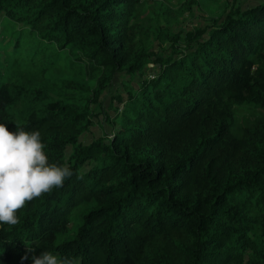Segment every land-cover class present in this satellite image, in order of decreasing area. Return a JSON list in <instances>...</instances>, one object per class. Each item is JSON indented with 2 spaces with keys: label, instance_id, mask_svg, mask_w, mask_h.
<instances>
[{
  "label": "trees",
  "instance_id": "16d2710c",
  "mask_svg": "<svg viewBox=\"0 0 264 264\" xmlns=\"http://www.w3.org/2000/svg\"><path fill=\"white\" fill-rule=\"evenodd\" d=\"M140 4L0 0V123L38 131L49 163L73 171L16 225L0 223V264L44 251L79 264H264V3L184 35L142 28ZM154 31L173 51L150 47ZM65 50L69 69L96 79L97 103L115 75L137 81L117 97L113 133L88 144V106L62 93L88 90L55 67Z\"/></svg>",
  "mask_w": 264,
  "mask_h": 264
},
{
  "label": "rangeland",
  "instance_id": "374dc122",
  "mask_svg": "<svg viewBox=\"0 0 264 264\" xmlns=\"http://www.w3.org/2000/svg\"><path fill=\"white\" fill-rule=\"evenodd\" d=\"M140 2L137 12L140 19L139 25L142 28L151 27L155 30L167 28L172 35H184L196 28H212L219 25L232 10L239 8L243 11L264 3V0H140ZM1 30L0 23V41L6 43L9 38L1 35ZM162 38L164 41L157 38L156 31L151 33L149 37L150 47H153L158 54L164 53V51L167 53L173 51L171 49L173 42L167 41L164 36ZM0 56L3 58L2 51H0ZM59 57L61 59L55 63L58 78L71 80L79 87L88 90V92L78 95L67 90L62 92L65 97L81 99L77 101L79 107L83 108L87 105L89 108L93 126L91 133H88L83 141L88 144L95 138L111 135L116 129V125L111 122L115 110L120 111L123 107V104H118L117 97L125 98L126 86L136 87L137 81L122 73L115 75L111 85L107 86L99 96V102L97 103L92 94L96 86V79L86 75L84 70L69 69L68 66L72 57L69 56L67 50L61 52ZM6 64L9 63L0 59L2 67ZM157 72L158 67H153L152 64L147 65L145 69L146 75ZM49 96L54 99L57 98L53 93H49ZM247 113L244 112L241 116L244 117Z\"/></svg>",
  "mask_w": 264,
  "mask_h": 264
},
{
  "label": "clouds",
  "instance_id": "9594fccd",
  "mask_svg": "<svg viewBox=\"0 0 264 264\" xmlns=\"http://www.w3.org/2000/svg\"><path fill=\"white\" fill-rule=\"evenodd\" d=\"M16 127V131H10L0 123V223L10 226L19 222L17 212L27 202L62 187L73 175L66 165L49 163L38 131L26 132L19 125ZM27 259L25 254L22 260ZM31 259L32 264H79L48 251Z\"/></svg>",
  "mask_w": 264,
  "mask_h": 264
}]
</instances>
